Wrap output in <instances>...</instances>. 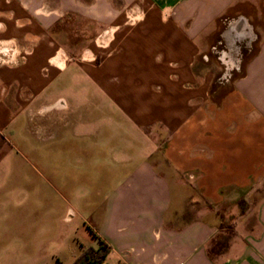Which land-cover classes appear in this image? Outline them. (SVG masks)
<instances>
[{
    "label": "crops",
    "instance_id": "1",
    "mask_svg": "<svg viewBox=\"0 0 264 264\" xmlns=\"http://www.w3.org/2000/svg\"><path fill=\"white\" fill-rule=\"evenodd\" d=\"M245 2L264 4L0 0V264H71L101 242L107 264H264V161L221 177L242 132L264 146V35L220 100L214 72L196 68L216 20ZM154 126L168 141L185 130L187 170L204 192L192 201L206 208L178 226L172 184L152 158ZM241 199L252 207L217 247ZM71 202L82 237L59 213Z\"/></svg>",
    "mask_w": 264,
    "mask_h": 264
},
{
    "label": "rangeland",
    "instance_id": "2",
    "mask_svg": "<svg viewBox=\"0 0 264 264\" xmlns=\"http://www.w3.org/2000/svg\"><path fill=\"white\" fill-rule=\"evenodd\" d=\"M249 4L245 2L236 6L237 10L232 9L216 20L214 29L205 38L206 47L196 60V68L199 71L200 69H208L214 72L213 89L217 100L222 99L226 95V86L229 88L232 80L242 72L244 64L256 49L258 40L261 38L260 35H264V4H260L259 7ZM239 28L240 31L237 30ZM79 47L84 48L86 46L81 44ZM87 84V79L82 77L80 85L82 87L81 90H84V92L87 90ZM84 92L80 93V99L87 102L88 97ZM149 130L154 137H159L161 143L160 151L152 158L158 168L170 179L173 187V205L176 207L174 224L177 226L184 224L190 219H194L198 211L206 208L202 201H192L196 197H200L204 192L192 186V181H196L199 174L194 170H187L185 130H180L176 138L171 141H168V133L162 126H154ZM241 135L242 138L239 141L241 152H237V149L231 152L233 172H229L226 176H221L222 179L233 177L235 170L249 171L254 162L264 161L262 136L254 130L242 132ZM251 136L256 139V142L248 144L249 141L247 139L251 138ZM245 139L248 143L243 141ZM49 165L52 166L53 172L56 174L58 167L57 154L50 156ZM211 193L209 192L208 195L210 196ZM255 196L258 198L264 197V188L257 190ZM54 197L56 199V196ZM49 198H52L51 192L49 193ZM250 202L249 200L241 199L235 212L222 219L221 225L223 229L216 236L214 245L224 249L226 244L231 242L235 234L233 219L238 217L240 213L249 210V207H252ZM77 205L75 202L63 203L59 213L69 215V220L63 223L66 229L79 227V234L82 237L85 234V230L82 226L80 208ZM232 205L230 203L226 210L227 212L231 210ZM209 208H211L210 205ZM52 211L50 210L49 212L51 213Z\"/></svg>",
    "mask_w": 264,
    "mask_h": 264
},
{
    "label": "trees",
    "instance_id": "3",
    "mask_svg": "<svg viewBox=\"0 0 264 264\" xmlns=\"http://www.w3.org/2000/svg\"><path fill=\"white\" fill-rule=\"evenodd\" d=\"M108 251L109 248L103 242L97 248L93 246L84 247L71 264H107L105 257Z\"/></svg>",
    "mask_w": 264,
    "mask_h": 264
}]
</instances>
